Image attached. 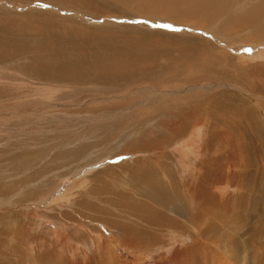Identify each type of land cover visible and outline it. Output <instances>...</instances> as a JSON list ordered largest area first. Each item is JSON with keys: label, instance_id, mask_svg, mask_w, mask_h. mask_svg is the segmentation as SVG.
I'll list each match as a JSON object with an SVG mask.
<instances>
[{"label": "rangeland", "instance_id": "rangeland-1", "mask_svg": "<svg viewBox=\"0 0 264 264\" xmlns=\"http://www.w3.org/2000/svg\"><path fill=\"white\" fill-rule=\"evenodd\" d=\"M253 1L247 0L246 3ZM101 2L105 4L104 1ZM147 2H151V0ZM46 4L47 7L41 10L51 15L74 17L79 21H84V18L87 17L90 19L89 22L98 25L106 24L104 21H110L113 24L117 21V24H122L124 23L122 20L129 19L131 25H139L136 22L139 21L150 28L153 26L152 29H156H150L151 31H179L172 26L180 27L183 30L186 28L204 30L203 27L198 26L197 28L194 25H191L192 27L188 25V27L187 24L174 20H171L172 23L170 22L172 26L168 25L169 22L167 21L170 17L165 15L167 13L154 19L151 17L133 19L136 13L128 10L130 7L126 5L124 10L127 11L130 18L121 17V14L118 13L105 17L93 16L91 11L88 12L87 9H80L82 12L78 13L76 9L61 7V4L56 5L51 2L49 6L48 3ZM7 5H11V7ZM26 5L31 6L32 3L0 0V7H5V10L18 11L21 6ZM238 5L240 6L241 2ZM238 5L236 6L238 7ZM35 6L40 7L38 4ZM24 8L27 11L33 10L30 9L31 7ZM114 19L116 21L112 22ZM234 21L233 17L229 19L224 17L221 23L228 26ZM4 24L5 22L1 23V27L11 29L10 26H13L8 22ZM67 25L72 29L73 27L78 28L77 24ZM166 27H171V29L167 30ZM113 28L111 27L113 31H118ZM33 30L35 29L17 35L28 37L36 33H31ZM96 32L100 33V31ZM232 32L235 33H233L234 36L238 37L230 35V32L228 34L230 37L226 35L228 38L221 42V46L238 59V63H243L244 70L252 68V71H257L258 75L252 74L250 83L252 87L258 88V91L264 95V69H261L264 67V37L250 36L244 39L241 38L243 35L239 34L241 30ZM194 33L200 34L198 31ZM41 34L50 35L51 33L45 34L43 32ZM12 60L9 63H0V70L3 72H0V83L5 82L6 79L9 80L7 78V76L10 77L8 73L13 75V80H11L17 81L16 84L28 85L26 79L31 82L32 80L36 81L29 74L20 73L16 68L14 71L18 72V77L12 69L17 66V61L21 60L22 62L23 60L21 58ZM36 60L39 61V59ZM257 68L261 71H258ZM213 81L200 82L198 85L203 87L197 89L193 94L186 91V94H181L187 87L183 88V85L173 84L169 86L170 88L162 85L158 86L159 88H154L152 81L138 83L135 85L137 88L134 89V85L128 84L129 80L126 79L121 81L120 85L117 84V87L107 86V83L98 86L95 84L85 85L84 87L66 85L67 91L62 90V88L57 89L56 94L53 92L50 97L49 94L42 95L39 90L40 96L36 98L29 96L7 102L1 101L0 218L2 221L0 219V222L2 223H0V264H179V262L182 264L187 249H193L196 244L200 245V243L207 255L205 260L209 264H264V185L262 186L264 179L262 173L257 174L256 167H249L247 169L248 175L240 173L239 169L243 165L238 164L236 160H239L240 156L243 159V153H240L239 148L236 147L237 151L234 150L232 156L230 151L224 148L227 146L228 140L232 139L229 137L230 135L223 136L220 134L222 127L219 126L220 128L214 131H217L216 134L214 133L215 135L209 140L214 147L213 151L209 152L206 146L207 126L204 120L200 119L201 117H196L194 123V119L192 120L188 115L174 113L191 101L199 100L197 103H201L206 98L216 96L217 93L227 91L233 93L235 88L234 90L232 88L237 86L227 81H215L214 79ZM145 83L149 85L147 86ZM221 83L233 87H228V89L215 86ZM155 85H157L156 82ZM146 86L149 88L146 89ZM237 88L239 89L238 95H243L244 98H254L249 96L250 91L247 87L237 86ZM94 89L96 90L94 91ZM112 89H114L115 94L110 91ZM145 90L147 101L140 104L142 106L135 104L132 108L131 106L118 105L125 97L130 95L135 98L136 94ZM156 93H160V108L157 105L153 104L155 106L153 107L152 104L147 103L156 98L154 97ZM169 103L176 105V109ZM116 104L120 106L119 109L117 106L115 109H111ZM211 108L209 106L206 110L211 112ZM191 109L188 110L187 106L185 110L188 111L186 113ZM259 109H261L260 112L264 113V107L258 106ZM221 117V120H224L223 114ZM222 123L225 124L226 122ZM238 123L234 119L228 121L226 125L235 127ZM195 124L198 125L196 134H194L193 129ZM13 135L16 137L13 138ZM233 141H229V143ZM243 141L247 142V139ZM237 152L239 154H236ZM228 156L230 157L228 158ZM209 159L212 160V164H203L200 169L199 164L201 165L202 162ZM246 159H249L248 162L250 161L251 164L255 162V156L246 154ZM179 161H181V165ZM227 162L234 163L236 166L230 167ZM144 163H148L147 165L153 169L155 168L160 173H157L160 178L163 175L161 172L166 174L173 171L172 175L174 174L176 178L179 177V180L182 179L178 183L180 188L184 187L186 183L185 187H188L189 184H196V180L198 181L200 177L197 175L193 180L190 178L197 173L200 176H206L207 179L205 178V180L217 188H210V192L213 194L216 190V197L227 200L230 207L229 211L220 214L219 221L215 223L216 230L213 231L214 233L204 231L207 234L202 237L199 235L198 229L193 228L189 223L188 219L195 207L196 197L188 192L185 198L188 199L187 196H189L191 200L189 198L186 205L184 203L176 205L175 210L180 208L179 215L184 219L185 229L188 230V233L198 231V233L196 232L198 235L195 234L193 240L191 237L193 234L185 236L183 233L178 234V230L174 231V229L165 227L155 231L156 234L158 233L156 238L160 241V244L157 245L154 244L150 236L147 238L145 236L148 246H144V243L143 246L140 245L139 241L129 243V241L120 240L114 232V230L120 229L119 226L114 228L106 223L108 220H115L117 215L115 212L109 211L110 200L116 196L132 194V192L134 198L145 200L140 195V189H147L144 186L145 182L148 184V180H145L147 175H135L134 177H138V181L134 179V183L128 181L129 172H135L140 168L139 164ZM176 168L179 169L176 170ZM260 170L264 171L261 167ZM229 173H232L231 177H228ZM158 176L152 173L151 177L159 178ZM15 178H18L17 181H14ZM26 178H28V183L24 181ZM114 186L115 190L118 189V191L117 194L112 195ZM108 188L110 191L106 192ZM205 189H200L202 195L206 199L209 196V200H214L205 193ZM240 194L244 201L236 200V196H241ZM27 198L28 200H26ZM80 201H85L88 208L80 206ZM153 204L155 205V203ZM93 206L101 208L102 211L94 213L93 209L90 208ZM187 214L189 215L187 216ZM132 219L134 220L133 217ZM177 221L180 224L178 217ZM13 232H17L15 237L18 239H14L15 241L10 239V234Z\"/></svg>", "mask_w": 264, "mask_h": 264}, {"label": "bare ground", "instance_id": "bare-ground-1", "mask_svg": "<svg viewBox=\"0 0 264 264\" xmlns=\"http://www.w3.org/2000/svg\"><path fill=\"white\" fill-rule=\"evenodd\" d=\"M13 1L17 3H32V5L21 6V9H18V11L11 9L5 10V7H0V63H9L12 59L15 60L21 58L23 61H17L18 64L15 68L12 69L13 72H16L15 74H17L18 76V72L14 71V69L17 68L20 73L24 72L26 74H29L36 81H33L31 79V82L30 80L28 81L26 79L28 85L16 84L17 81H12L13 75L8 73L10 77L7 76V78L10 81L6 79L5 82L0 83V103H2L1 101L7 102L12 99L15 100L19 97L30 96L31 98H36L37 96H40L39 90L41 91L42 95L49 94L48 96L50 97L53 92H55L56 94V92L60 90V88L67 91L66 85H77L79 87H84L85 85L88 86L91 84H95L98 86L99 84L107 83V86L112 85L117 87V84L126 79L129 80V82H127L128 84L134 85V89L136 87L135 85L144 81H152L154 88L162 85L169 87L173 84L183 85V88L187 86L181 94H186V92L193 94L197 89L203 87L198 85L200 82H212L213 79L215 81H227L228 83L235 84V86H243V88L247 87V89H249L250 91V93L248 92L249 96H252L254 98H244L242 97L243 95H238L239 89L237 88V86L233 87L232 85L221 83L215 86H222L223 88L232 86V89L234 90L235 88V91L237 92L235 93L234 91L233 93H231L229 91H223L224 93H217L216 96L206 98L203 101L201 100V103H197L199 100L194 102L191 101L186 105L184 104V106H182L180 109H177L179 110L178 112L174 113L177 115H188L192 120L194 119V123L196 122V117H201L200 119L204 120V123L207 126L206 146L207 151L209 152H212L214 148L209 140H211V138L216 134L217 131H214L222 127V129H220V134L223 136L230 135L229 137L234 140L232 143H229V141L232 140H228L227 146H224V148L229 150L232 154L234 150L237 151L236 147H238L240 153H243V159H241L242 156L239 157V160L235 159L238 164L243 165V167L239 169L240 173L248 175L247 169L249 167H256L257 174L261 172L262 178L264 179V171L260 170V167L264 169V113L260 112L262 108L258 110V106L264 107V95H262V93L258 91V88L252 87L250 83L252 74H256V76L258 74L256 73L257 71L253 70V72L252 68L244 70L245 68H243L242 66L243 63H238V59L225 51V49L221 46V42L228 38L226 37V35H228L230 32V35H233L234 32L232 31L241 30V33L239 34L241 36H245L241 37L244 39H247L250 36H262V38L264 37V0H254L251 3H246L247 0H151V2H147L148 0ZM101 1H104L105 4ZM50 2L56 5L61 4V7L64 6L65 8L69 7L76 9V12L78 13L82 12V10L80 9H87L88 12L91 11V14L93 16L100 15L105 17L113 13L117 15L118 13L121 14V17L130 18V15H127V11L124 10L126 6L130 7L128 8V10L134 11L136 13V16L133 17V19H145L146 17H151V19H154L156 17H161V15H163L164 13H167L165 15H168L170 17L167 21L169 22L167 23L168 25L170 24L171 20H174L176 22L187 24V26L194 25L197 26V28L198 26L203 27L204 30L199 31L189 28L183 30L180 27L172 26L170 24L172 27L176 28L175 30L179 31H151L150 29H152L153 26L152 28H150L148 25L140 23L139 21H136L139 23V25H131L132 23H129V19L122 20V22H124L122 24H117V21L114 19L112 21H116L114 22V24L110 21H104L106 22V24L101 23V25H98L96 23L93 24L92 22H89L90 19L87 17L86 19L84 18V21L86 20V22H84L79 21L74 17L72 18L51 15L47 12H44V10H41L47 7L46 3H48L49 6ZM239 2H241L240 6L238 5ZM35 4H38L40 7L35 6ZM236 5H238V7ZM7 6L11 7V5ZM24 7H31L30 9L33 10L27 11ZM21 10L22 12H19ZM224 17L227 19L233 17L235 21L234 23L225 26L221 23ZM4 22L5 24L6 22L13 24L12 27L10 26L11 29H9V27H1L3 25H1V23ZM125 22H128L129 24H126ZM67 24H77L78 28L73 27L72 29ZM103 26L108 27L109 29H106L105 27L104 29ZM111 27L116 28L118 31H113ZM166 28L167 30L171 29V27ZM31 29H35L31 33H36L29 35L28 37L17 35L24 34V32H28ZM96 31H100V33ZM195 31H198V33L200 32V34L203 35L194 33ZM43 32L45 34H51H41ZM230 35L228 36L230 37ZM234 37L237 38L238 36ZM36 59H39V61H37ZM261 69L263 70L264 67ZM259 70L260 69H258V71ZM0 72L2 71L0 70ZM155 82L157 83V85H155ZM147 83L145 84L147 85ZM145 84L142 85L145 86ZM147 86L146 89L149 88ZM249 86H251L252 88ZM26 88L27 92L25 91ZM114 89L110 91L115 94ZM177 89L179 90V88ZM177 89H175L176 92H178ZM95 90L96 89H94V91ZM145 92L146 90L144 92H139L135 95V98H132L128 93L129 96L125 97L123 101H120L118 105L132 107L135 104L136 106H138L142 103H145V101H147V93ZM160 93H156L158 94L157 96L155 94L154 97L156 98H153V100H150L147 103L150 105H157L160 108ZM169 104L173 106L174 109H176V105L171 103ZM154 105L153 107H155ZM116 106L117 104L114 105L113 108H109L115 109ZM120 106H117L118 109ZM187 106L188 110L190 108L192 109L186 113V111H188L185 110ZM209 106L212 107V113L206 110V108L208 109ZM97 111L96 113H98ZM111 112L112 111H110V113ZM222 114L224 115V120H221ZM234 119L235 121L237 120V122H239L235 125V127L233 125H226L228 121ZM187 120L190 121V119L188 118ZM222 122L226 123L224 124ZM197 126L198 125L195 124V126L193 127L194 134L198 132ZM12 137L15 138L16 135H13ZM244 139H247V142H244ZM13 143H15V141H13ZM238 152L236 154H239ZM246 154L252 155V157L255 156V162L253 161V164H251L250 161L248 162L249 159H246ZM230 156H228V158ZM209 163L212 164V160L209 159L206 162H202L201 165L199 164V166H201L199 168L201 169L203 164L207 165ZM147 164H139L140 168L135 170V172H129L130 180L128 179V181L134 183V179H138V177H134L135 175H147L146 178L144 177L145 180H148V184H146V182V185L144 184L147 189L139 188L141 190L140 195L143 196L145 200L134 198L132 195L133 192L132 194H124L119 197L116 196L110 200L111 206L109 211L111 210L117 215L115 216V220L111 219L106 221V223L114 228L115 226H119L120 229H118L117 231L114 230V232L119 236L118 238L120 240L129 241V243L139 241L140 245L144 243V246H148L145 241V236L146 238L150 236L155 245L160 244V241L156 238L158 233L156 234L155 231H158L164 227L174 229V231L178 230V234L183 233L185 234V236L193 234V236H191L192 240L194 239V235L197 234L198 231L199 235L203 237L205 234L212 233L216 230L215 223L219 221L220 214L224 211H229L230 207L227 200L225 201L222 200V198L218 199L216 197V190L213 194L210 192V188L215 189L216 187L212 183L211 185L208 180H205L206 176H200L196 172L197 174L194 177L192 176L193 178H190V180H193L198 175L200 178L198 181L196 180V184H189L188 187H185L187 185L186 183L184 187L180 188L178 187V183H180L182 179L179 180V177L176 178L174 174L172 175L171 173L173 171L166 174L161 172L163 175L161 174L162 176L160 178V175L158 176V174L160 173L155 170V168L153 169L150 167V165L148 166ZM179 164L181 165V161H179ZM227 165H229L230 167L233 165L236 166L234 163L228 162ZM177 169L179 168H176V170ZM254 172L256 173V171ZM152 173L159 178H152ZM230 175H232V173H229L228 177H231ZM17 179L18 178H15L14 181H17ZM27 180L28 178H26L24 181L27 182ZM263 185L264 184H262V186ZM202 188H206L205 193L210 195V197H212L214 200H209V196L206 199L205 196H203L200 192V189ZM107 191H110V189L108 188L106 192ZM117 191L118 189L115 190L114 186V191L112 192L111 190L112 195L117 194ZM188 192L191 193L193 197H196V204L194 207L195 210L192 209V215L188 219L192 227L198 229V231L196 230L194 233H188V230L185 229V223L183 221L184 219L181 215H179V213L181 212L179 211L180 208L175 210L176 205L182 203L186 205V202H188V199L190 198L189 196H187L188 199L185 198V195ZM28 198L26 200H28ZM236 200L242 201L243 196H236ZM85 201H80V206L88 208ZM89 201L91 202V200ZM153 203H155V205ZM230 205L232 206V204ZM97 206L90 207L93 209L92 211L94 213H100L99 211H102V209L98 208ZM157 209H159V211H157ZM188 215L189 214H187V216ZM132 217L134 218V220L132 219ZM177 217L180 219V224L177 221ZM204 231H206L207 233ZM16 233L13 232L10 234V239L12 241H15L14 239L16 238L18 239V237H15ZM247 245L249 246V243ZM201 246L202 245L200 243V245L196 244L195 248L193 249H187L188 251L184 253V257L186 260L184 259L182 261V264H185L186 262L187 264H209L205 260V257H207L206 252L201 248ZM236 249L238 248L236 247Z\"/></svg>", "mask_w": 264, "mask_h": 264}, {"label": "water", "instance_id": "water-1", "mask_svg": "<svg viewBox=\"0 0 264 264\" xmlns=\"http://www.w3.org/2000/svg\"><path fill=\"white\" fill-rule=\"evenodd\" d=\"M116 162V161H115Z\"/></svg>", "mask_w": 264, "mask_h": 264}]
</instances>
